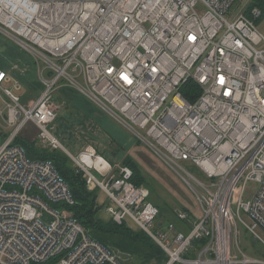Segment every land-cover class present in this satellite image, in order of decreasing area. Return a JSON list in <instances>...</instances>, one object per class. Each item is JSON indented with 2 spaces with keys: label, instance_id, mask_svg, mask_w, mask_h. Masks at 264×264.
<instances>
[{
  "label": "built area",
  "instance_id": "1",
  "mask_svg": "<svg viewBox=\"0 0 264 264\" xmlns=\"http://www.w3.org/2000/svg\"><path fill=\"white\" fill-rule=\"evenodd\" d=\"M237 2L0 0V34L30 57L43 86L24 103L29 68L0 69V119L14 128L0 141V264H123L121 252L91 238L68 209L76 201L54 163L32 160L15 144L30 124L41 147L63 150L88 186L107 195L115 222L131 220L164 250L166 264H264L240 247L243 228L264 246L257 234L264 230V32L261 12L248 17ZM190 81L202 90L195 102L181 92ZM63 86L173 170L203 217L177 209V223L159 224V208L148 188L132 183L130 168L114 170L92 148L70 154L51 130Z\"/></svg>",
  "mask_w": 264,
  "mask_h": 264
},
{
  "label": "trees",
  "instance_id": "2",
  "mask_svg": "<svg viewBox=\"0 0 264 264\" xmlns=\"http://www.w3.org/2000/svg\"><path fill=\"white\" fill-rule=\"evenodd\" d=\"M253 9H258L262 14V19H264V0H253L249 10L245 12L248 17H251ZM262 19L256 21L257 24H259ZM32 87L33 86H29L28 91L33 90L34 88ZM40 87L43 86L41 85ZM181 92L190 102H195L202 94L201 88L192 81L184 84L181 88ZM24 103H26V101ZM0 137H3L1 133ZM7 137L8 136H4V138H0V141ZM15 144L22 146L27 156L32 160H50L54 163L59 174L69 185L76 201V205L68 209L75 214V217L91 238L100 242L107 248L130 255V259H134L135 261L132 264L167 263L168 256L164 250L146 232L141 229L139 232H135L130 227L128 221L119 225L114 221L112 216L109 219H104L99 216L102 210V204L100 202V192L102 191L99 188L98 191H89L84 173L72 163L73 160L67 153L61 149L43 148L39 145L37 140H29L22 136L16 138ZM122 165L132 170L133 176L131 181L134 185L148 188L153 197L158 198L157 200L161 199L158 196L161 195L160 183L153 176H149L133 157L128 156L125 158ZM149 201H151V198H149ZM152 203L159 208V224L167 221V217L165 218L166 220L160 219L166 216L163 208H169L170 212L173 208L168 206L161 208L160 205L162 204L160 203V205H157V201L155 202L156 204L154 202ZM123 264L131 263H128L127 260V263L123 262Z\"/></svg>",
  "mask_w": 264,
  "mask_h": 264
},
{
  "label": "rangeland",
  "instance_id": "3",
  "mask_svg": "<svg viewBox=\"0 0 264 264\" xmlns=\"http://www.w3.org/2000/svg\"><path fill=\"white\" fill-rule=\"evenodd\" d=\"M253 0H238V2L233 6V8L237 12H246L249 10ZM260 29L262 32H264V19L261 20ZM9 45L12 47V49H19L18 46L14 43H12L8 38L0 34V48L2 45ZM22 51V50H20ZM25 54V52H23ZM39 81V80H38ZM36 81L37 88L33 86V90H25L23 89L22 92L19 93V95L22 96L23 102L26 101L28 103L30 100L36 99L41 92L43 91V87H40L42 85L41 82ZM68 89L71 94H74L70 99L74 100V105H62V103H59L58 100L56 103L60 107V111L58 112V119L54 122V128L56 127L57 130L63 135L65 138L70 139L71 135L68 134L67 130H65L64 126L71 125L72 121H76L80 125L84 126L86 125V122L84 121V115L89 118L96 120L99 119V123H102L104 119H111L112 122L115 123L114 119L104 113L101 108H99L96 104L88 100L83 94L80 92L72 89V88H65ZM56 96V93H55ZM4 104L2 103L0 99V107H3ZM80 118V119H79ZM107 122V121H106ZM116 125L117 122H116ZM53 132V128L51 129ZM14 131V128H10L7 125V122L4 119H0V133L3 135V137H0L1 139L4 138V136H9ZM59 133V134H60ZM38 130L31 126V124L21 133L20 136L23 138L33 140L37 137ZM132 139L134 141L132 142L133 145L131 146L130 150V157H133L138 164L148 173L149 176H153L161 185L160 194L158 195L160 200H157L158 198L153 197L151 193V201L156 202L157 205H160L161 208L168 206L173 208L170 212L169 208H163V211L166 216L163 218H160L161 220H164L167 217V221L165 222H173L177 223L176 216L174 214V210L177 209H185L189 210L192 213V216L201 219L203 217V211L201 210L200 204L198 203L197 199L194 197L192 191L190 188L177 176V174L171 170L166 164H164L160 159H158L148 148L144 143H141L139 139L132 136ZM86 136L91 137V133L85 132ZM75 134H72V138L75 139ZM77 138V137H76ZM81 138V135H80ZM60 141V139H59ZM69 148V147H68ZM70 149V148H69ZM74 165V161H72ZM189 168V167H187ZM193 172H196L195 170L191 169ZM95 175L102 179V177L95 172ZM250 188L252 191H256L258 184L256 183H250ZM87 187L89 191H98L97 187H89L87 184ZM150 191V190H149ZM157 197V196H156ZM100 202L102 204V210L99 213V216L104 219H109L112 215L108 212V207H114L115 205L112 203L110 199L107 198V195L103 192H100ZM156 204V203H155ZM165 204V205H164ZM51 207L53 209H59L63 210L62 204L58 205H52ZM170 213V215H169ZM242 218L247 222L248 224L252 223L251 218L245 214L242 213ZM43 221L45 223H50L53 220L52 215H50L47 212L43 213ZM166 220V219H165ZM130 227L135 231L139 232L140 228L131 220H128ZM159 222V221H158ZM257 234L264 240V230L260 227L257 230ZM240 247L242 250L249 256H253L256 258H262L264 259V246L262 243L258 240V238L245 230V228L241 229V243ZM124 263H127V260H123ZM134 263V259H129L128 263ZM41 264H53L51 262L48 263H41Z\"/></svg>",
  "mask_w": 264,
  "mask_h": 264
},
{
  "label": "crops",
  "instance_id": "4",
  "mask_svg": "<svg viewBox=\"0 0 264 264\" xmlns=\"http://www.w3.org/2000/svg\"><path fill=\"white\" fill-rule=\"evenodd\" d=\"M1 45L0 69L8 71L14 63L27 66L29 68L28 75L26 77H21V80L24 82V89L28 90L29 86H35L37 88V71L32 65L30 57L24 54L23 51H20V49H12L9 45ZM15 74L18 77V74ZM65 88L70 87L63 86L56 92V101L58 100L62 105L75 106L74 100L72 101L70 99L74 94H71L69 90ZM83 118L86 122L84 126L76 121H72L71 125L64 126L68 134L71 135L70 139L65 138L63 133L61 134L56 127L54 128V123L51 129L53 128L54 135L60 139L63 147L73 156H79L86 149L92 148L98 155L103 157L114 170L123 167L122 163L125 158L130 156L131 146L133 145L132 142L134 141L131 135H129L130 132L121 124L117 123L118 125H116L115 120L114 123L111 119H104L102 123H99V119L93 120L89 118L88 120L85 115ZM85 132L91 133V137L86 136L83 138ZM72 134H75L77 138L75 137V139H73Z\"/></svg>",
  "mask_w": 264,
  "mask_h": 264
},
{
  "label": "water",
  "instance_id": "5",
  "mask_svg": "<svg viewBox=\"0 0 264 264\" xmlns=\"http://www.w3.org/2000/svg\"><path fill=\"white\" fill-rule=\"evenodd\" d=\"M120 257L122 260H129L131 258L130 255L124 254V253H120Z\"/></svg>",
  "mask_w": 264,
  "mask_h": 264
},
{
  "label": "bare ground",
  "instance_id": "6",
  "mask_svg": "<svg viewBox=\"0 0 264 264\" xmlns=\"http://www.w3.org/2000/svg\"><path fill=\"white\" fill-rule=\"evenodd\" d=\"M88 161V160H87ZM90 163V162H89Z\"/></svg>",
  "mask_w": 264,
  "mask_h": 264
}]
</instances>
